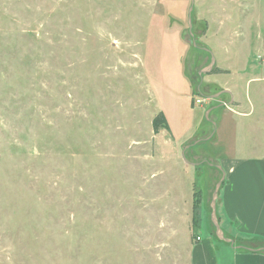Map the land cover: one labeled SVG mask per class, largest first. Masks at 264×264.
I'll use <instances>...</instances> for the list:
<instances>
[{
  "label": "rangeland",
  "instance_id": "rangeland-1",
  "mask_svg": "<svg viewBox=\"0 0 264 264\" xmlns=\"http://www.w3.org/2000/svg\"><path fill=\"white\" fill-rule=\"evenodd\" d=\"M189 7L0 0V264H190L231 122L211 96L257 111L264 0H194L192 36Z\"/></svg>",
  "mask_w": 264,
  "mask_h": 264
},
{
  "label": "crops",
  "instance_id": "crops-1",
  "mask_svg": "<svg viewBox=\"0 0 264 264\" xmlns=\"http://www.w3.org/2000/svg\"><path fill=\"white\" fill-rule=\"evenodd\" d=\"M261 62L264 70V59L261 58ZM246 69L252 73L258 71L250 62ZM244 72L242 75L248 76L246 88L252 83L259 84L255 88L257 111L247 97L241 99L236 85L226 84L223 89L230 92L225 103L229 108L224 109L223 116H231V122L220 120L209 136L215 139V145H222L225 152L223 157H209L218 162L225 173L216 200V215L224 236L233 244L215 237L210 212L207 214L202 208L192 229L195 243L190 264H264V85L257 76ZM203 220L206 223L202 229L204 237L196 232Z\"/></svg>",
  "mask_w": 264,
  "mask_h": 264
},
{
  "label": "water",
  "instance_id": "water-1",
  "mask_svg": "<svg viewBox=\"0 0 264 264\" xmlns=\"http://www.w3.org/2000/svg\"><path fill=\"white\" fill-rule=\"evenodd\" d=\"M193 4H194V0H190V7L188 9V16H187V25H188V31H189V35L192 36L191 34V18H190V13L192 11V8H193ZM194 45V43H193ZM204 51L208 52L210 54V63L208 65V67L206 69H204L202 72L204 73H208L210 72L213 64H214V57L213 55L210 53L209 50L207 49H203ZM220 94H228L230 95V92L227 91V90H223L221 93H218L217 95L215 96H211V98H214ZM185 160V159H184ZM221 173V177H220V180L215 184V187H214V190L212 192V195H211V200H210V222L214 228V235L215 237L224 242V243H228L229 245L232 246L233 242L232 240L230 239H227L222 230L220 229V226H219V222H218V218H217V215H216V200H217V197H218V193L220 191V187L222 186L223 182H224V179H225V173L224 171L222 170V167L220 165H216L215 166Z\"/></svg>",
  "mask_w": 264,
  "mask_h": 264
},
{
  "label": "trees",
  "instance_id": "trees-1",
  "mask_svg": "<svg viewBox=\"0 0 264 264\" xmlns=\"http://www.w3.org/2000/svg\"><path fill=\"white\" fill-rule=\"evenodd\" d=\"M151 125H152V130H153L154 134H157L160 129L165 130V131H169L168 124H167L166 119L162 113H160L156 118H154L152 120ZM223 184H224V182H223ZM223 184H222V186H223ZM194 210H195V204L193 205V212H194ZM192 224H193V227L196 226L195 213L192 216Z\"/></svg>",
  "mask_w": 264,
  "mask_h": 264
},
{
  "label": "built area",
  "instance_id": "built-area-1",
  "mask_svg": "<svg viewBox=\"0 0 264 264\" xmlns=\"http://www.w3.org/2000/svg\"><path fill=\"white\" fill-rule=\"evenodd\" d=\"M200 103V101H196V104H199ZM196 241H199V238L198 237H196Z\"/></svg>",
  "mask_w": 264,
  "mask_h": 264
}]
</instances>
